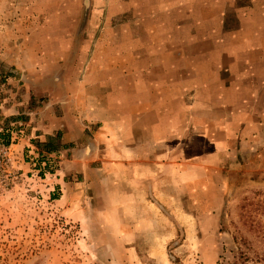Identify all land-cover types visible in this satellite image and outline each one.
Masks as SVG:
<instances>
[{"label": "rangeland", "instance_id": "1", "mask_svg": "<svg viewBox=\"0 0 264 264\" xmlns=\"http://www.w3.org/2000/svg\"><path fill=\"white\" fill-rule=\"evenodd\" d=\"M250 1L0 0V264H264V92L226 93L235 102L227 108L248 115L241 141L222 160L204 156L197 171L199 147L191 145L187 175L137 191L117 164L101 163L97 126L80 137L70 130L73 143L63 131L41 140L34 113L46 99L25 100L14 65L29 52L43 61L55 33L61 64L78 72L101 50L99 64H168L191 78L197 65L229 66V50L244 52L245 40L224 38L245 36L249 22L258 29L260 17H247ZM202 80L177 92L191 117L216 123L209 109L226 105L209 102ZM197 90L205 111L196 108Z\"/></svg>", "mask_w": 264, "mask_h": 264}, {"label": "crops", "instance_id": "2", "mask_svg": "<svg viewBox=\"0 0 264 264\" xmlns=\"http://www.w3.org/2000/svg\"><path fill=\"white\" fill-rule=\"evenodd\" d=\"M246 6L248 19L252 21L253 15L260 17L258 29L249 22V34H227L224 38L245 40L244 52L229 50V62H234L229 66L210 69L197 65V76L191 78L187 75L189 70L168 64H99L97 58L104 57L101 50L93 56L97 63L88 61L83 71L78 72L75 64L67 67L61 64V41L55 33L50 34L52 49L44 55L43 61L38 59V53L33 52H29L25 59L22 54L19 60L14 61L16 71L22 75L25 92L20 89L26 95L25 100L46 99L43 107L34 113L38 117L36 123L41 124L37 130L42 131L41 140L63 131L73 143L71 136L74 134L70 130L78 132L75 135L80 137L82 129L97 126L99 132L93 134L94 148H102L101 163L107 166L117 164L122 179L131 178L137 191H141V184L152 188L155 183H170L167 178L173 175L180 178L187 175L189 164H193L188 161L191 145L199 147L195 150L200 154V159L195 161L197 171L202 169L199 164L204 163V156L215 154L218 161L222 160L232 150L231 146H237L241 141L245 126L242 120L248 115L241 106L229 110L226 104L229 106L235 102L226 93L236 89L247 93L256 89L264 92V0H253ZM207 40L215 43L217 38ZM124 51L121 48L118 57H123ZM238 58H243L244 64L241 65ZM62 68L64 75L61 78ZM201 77L208 81L202 89L203 92L207 90L211 98L209 102L226 105L223 109H209L211 115H217L216 120H219L216 123L205 121L204 116L191 117L187 103L180 100L177 92L179 87L188 89L189 83L200 84L203 82ZM174 82L176 85L173 87ZM211 89H217V92H211ZM199 94L197 90L196 108L205 111L201 108L205 100ZM259 96L256 103L262 100ZM22 105L25 106V102ZM15 107L6 109V114L10 117L17 115ZM228 110L231 113L229 117L220 114ZM49 119L51 130H45ZM77 151H74L75 163L79 162Z\"/></svg>", "mask_w": 264, "mask_h": 264}]
</instances>
